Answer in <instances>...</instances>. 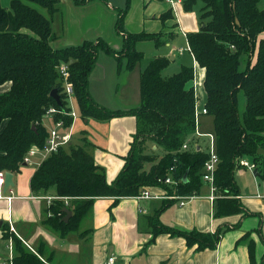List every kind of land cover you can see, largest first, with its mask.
Listing matches in <instances>:
<instances>
[{
	"label": "trees",
	"instance_id": "obj_1",
	"mask_svg": "<svg viewBox=\"0 0 264 264\" xmlns=\"http://www.w3.org/2000/svg\"><path fill=\"white\" fill-rule=\"evenodd\" d=\"M260 0H181L185 11L197 2L199 28L185 33L186 44L197 65L204 70V108L213 118L215 151L219 157L214 172V215H246L239 199L235 181L239 160L254 164L264 179V6ZM84 3L85 0H75ZM131 6L116 8L115 30L122 37L119 50L102 38L54 48L57 38L53 17H64L59 0H10V7L0 3V85L10 82L0 93V171L15 174L23 165V157L32 146L43 147L49 131L44 124L50 108L52 121L61 120L70 127L73 119L57 66L65 62L74 88V102L83 119L108 121L113 117L133 115L137 130L123 157L124 165L112 182H107L105 169L95 163V145L80 131L78 142L61 145L43 159L30 177V189L35 195L55 189V199L46 208L43 223L61 237L79 229L85 215L98 197H114L112 205L123 197H135L144 188L158 186L165 195L199 194L203 186L204 163L208 146L194 145L196 94L193 85L194 68L181 66L178 72L163 76L169 64L167 56H153L139 76L140 102L128 109H109L97 103L89 92L88 76L97 62L99 52L113 55L118 69L125 59V68L133 69L142 59L139 42L152 41L156 48L170 42L175 32H130L124 19ZM172 18V10L159 14L158 19ZM246 66L240 69L241 58ZM57 89L61 104L50 95ZM242 93L245 108L239 113L237 95ZM184 142L188 148L183 149ZM160 147L161 152L153 150ZM173 167L171 171L170 168ZM184 175L186 178L184 179ZM170 176L177 183L165 184L159 179ZM175 199H164V204ZM162 206V207H163ZM71 211L67 221L66 212ZM154 234L168 232L183 236L187 244L199 248L214 247L221 229L213 233L187 231L151 220ZM2 236L12 239L11 264H51L44 257V245L34 250L27 247L11 230L8 223L0 226ZM246 232L252 264H264L254 259L253 241Z\"/></svg>",
	"mask_w": 264,
	"mask_h": 264
},
{
	"label": "crops",
	"instance_id": "obj_2",
	"mask_svg": "<svg viewBox=\"0 0 264 264\" xmlns=\"http://www.w3.org/2000/svg\"><path fill=\"white\" fill-rule=\"evenodd\" d=\"M63 3L64 17L58 14L59 26L53 24L57 35L54 48L97 38H102L112 48H121L122 39L116 36L114 27L119 5L111 0H85L84 3L63 0ZM179 4L181 2L171 3L167 0H131L124 19L125 29L130 32L172 30L175 35L164 45L169 46L180 33L185 37V32H182L184 29L196 31L199 28L196 20L192 26L185 25L186 13ZM167 9L172 10V18L162 23L158 16ZM183 48L188 50L187 44ZM173 52L169 50L165 56ZM174 59L175 55L172 54L171 60ZM116 62L113 55L99 52L97 62L88 76L89 92L97 103L109 109L135 107L140 102L139 76L142 68L138 67L139 70L130 76V70L121 66V70L116 68ZM193 66L199 67L194 58ZM9 87L8 81L1 84L0 93ZM44 124L48 129L52 128V115H46ZM58 130L70 133L69 142H78L80 131H85L88 140L95 145V163L105 169L107 182H112L124 165L123 157L137 130V122L133 115L99 121L83 119L77 114L70 127ZM192 137L196 145L205 146L202 136ZM39 160L37 154L32 157L31 163L23 164L13 174V186L4 190L0 183V221L2 224L8 223L10 230L12 227L11 231L31 250L43 244L44 257L50 255L51 264H105L111 255L115 257L114 264H252L248 240L241 238L246 232L250 233L248 238L253 241L255 261H261L264 252V204L261 200L264 197L256 194L254 199H243L240 194L239 199L246 207L247 214L217 217L214 215V200L209 198L211 190L206 183H203L198 195L183 204L175 199L163 206L164 197L135 196L120 198L112 205L114 197H98L79 229L61 237L43 223L47 217V206L56 198L55 189L50 188L40 195L33 194L30 189V177ZM29 165L33 167L26 168ZM10 189L12 197L8 199ZM146 189L152 195H165V190L158 186ZM151 220L187 231L195 229L213 233L221 229V236L214 247L199 248L198 243L189 245L180 235L168 232L154 234ZM11 257L12 239L3 238L0 228V264H11Z\"/></svg>",
	"mask_w": 264,
	"mask_h": 264
},
{
	"label": "rangeland",
	"instance_id": "obj_3",
	"mask_svg": "<svg viewBox=\"0 0 264 264\" xmlns=\"http://www.w3.org/2000/svg\"><path fill=\"white\" fill-rule=\"evenodd\" d=\"M111 1L115 5H119V7H124L125 0H111ZM0 3L3 7H6V8L10 7V0H0ZM63 5H64L63 0H59V6H61L62 9L64 8ZM258 5H259V7H263L264 6V0H260ZM173 6H174V10H175L176 4H174ZM201 6H202V3L197 2L196 4L193 5V7L190 10L185 11L182 7V4H179V7H181V10L184 13H186V15L184 16L185 17L184 18L185 25L192 26L195 23V20L198 22V12H199V8ZM53 24L58 25V14L54 15ZM180 26L182 28H184L183 25L181 24V22H180ZM189 31L190 30H188V29H184V31H182V32L186 33ZM115 34L120 39L121 35H119L116 32V30H115ZM121 39H122V37H121ZM51 44H52V46H56L54 41H52ZM184 46H186V42H185V37L183 36L182 33H180L176 37L175 41L172 42L169 46H161L159 48H156L152 41L139 42L137 45V48L142 51L143 57L133 69H131L130 71L128 70L129 75L131 76L132 73H136L139 70L138 67L143 68L153 56H157V55L165 56V54L168 53L169 50H174V52L167 54V57L170 59L171 62H169V64L163 69V71H162L163 76H169L175 72H178L180 70L181 66H188V67L192 66L194 68L193 56L188 50L183 48ZM172 54L175 55L174 60H171ZM245 66H246V57L243 56L241 58L240 69H244ZM117 67H118V65L116 62V68ZM121 68L125 69V59H123L121 62ZM121 68H120V70H121ZM194 73H195L194 79H196V81H195V83H196L195 84V94L197 97V99H196L197 107L196 108H197V110H199V109H201V106L204 105V99H205V90L203 87V77H204L203 74H204V72L201 68L196 67V68H194ZM237 100H238L237 104H238L239 113H242V111L245 108V98L242 95V93H239L237 95ZM72 104L73 105H71V108H72L73 112L76 113V115H77L78 114L77 106H76L74 101L72 102ZM197 128H198V133H200L202 135V137L204 138V140H205L204 144L206 146L207 141L209 140V134L212 136L214 135L212 116L208 113L197 114ZM193 135L196 136L195 131L189 133L188 137H191ZM71 142L75 143V141H71ZM76 142H77V140H76ZM153 146H155V145H153ZM205 146L203 148H205ZM153 150H155L156 152H159V153L161 152L160 147H157V148L153 147ZM32 167H33L32 165L26 166V168H29V169ZM253 170L254 169L240 167L236 171L235 181H236L239 193L242 194L243 199H254L253 196L256 194H259L260 196L264 197V179H262L259 176H255L253 174ZM200 192H201V190H200ZM261 201H262V204H264V198H262Z\"/></svg>",
	"mask_w": 264,
	"mask_h": 264
},
{
	"label": "built area",
	"instance_id": "obj_4",
	"mask_svg": "<svg viewBox=\"0 0 264 264\" xmlns=\"http://www.w3.org/2000/svg\"><path fill=\"white\" fill-rule=\"evenodd\" d=\"M171 3H177V2H181V0H167ZM187 49L189 50V48L187 47ZM58 69V73L61 77V81H62V92H64V94L66 95L67 101H68V105L70 107V111L68 112V115H70L72 117V119L75 118L76 113L73 112L71 105L72 102L74 101V88H73V84L69 79V70H68V66L67 63L62 62L57 66ZM195 89V87H194ZM197 107V105H196ZM195 107V120H196V126H195V134L196 136H202L200 133H198V129H197V114L200 113H206V109L204 108V106L197 110V108ZM56 110L54 108H50L47 115H52L53 117V113ZM58 128H65L62 121L61 120H57L54 121L52 128L48 129L49 134L48 137L45 141V144L43 147H37V146H32L27 153L24 155L23 157V164H27V163H31L32 162V157L35 155H39L40 156V162L45 159L51 152L56 151L57 148L61 145H65L66 143L69 142L70 140V133L69 132H59ZM196 145V144H194ZM208 152H209V156L207 158V160L204 163V167H203V174H202V180L204 183L208 184L211 190V194L209 195V198L211 200H214L216 197V188L213 184L214 182V172L217 168L218 162H219V157L215 151V144H214V135H210L209 134V140H208ZM183 149L188 148V143L184 142L182 145ZM38 162L37 164L39 165ZM239 165L241 167H245V168H249V169H254L255 166L253 163H251L249 160H247L246 158H242L239 160ZM170 170H173V167L170 168ZM4 175L5 172L4 171H0V183L3 184L4 183ZM159 181H162L165 184H173L175 185L177 183L176 180L172 179L170 176H166L164 179H159ZM11 195H8L7 198L10 199L12 197V189H10ZM196 194H191V195H185V196H181V195H152L149 193V191L144 188L139 195H137L136 197H141V198H149V197H164L166 199H178L180 204H183L186 200L194 197ZM198 195V194H197ZM48 200L51 199V197H47ZM11 230H13V228L11 227ZM9 248H11V244H9ZM115 261V257L114 256H109L107 261L105 262V264H114Z\"/></svg>",
	"mask_w": 264,
	"mask_h": 264
},
{
	"label": "water",
	"instance_id": "obj_5",
	"mask_svg": "<svg viewBox=\"0 0 264 264\" xmlns=\"http://www.w3.org/2000/svg\"><path fill=\"white\" fill-rule=\"evenodd\" d=\"M50 95L55 99V101L58 103V104H61V101H60V97L58 95V91L57 89H53L51 92H50ZM253 174L255 176H257V171L256 169L253 170ZM184 179L186 178V175H184L183 177ZM14 185V182H13V174L10 173V172H5V175H4V183H3V186H4V190H6L8 187H11ZM65 216L63 217V220L64 221H67L69 219V217L71 216V211L68 210V209H65ZM2 225V221H0V226Z\"/></svg>",
	"mask_w": 264,
	"mask_h": 264
}]
</instances>
